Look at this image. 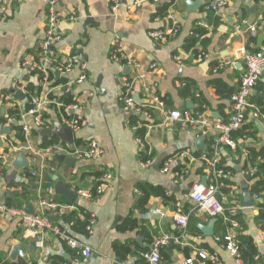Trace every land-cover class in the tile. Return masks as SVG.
Segmentation results:
<instances>
[{
  "label": "crops",
  "instance_id": "0c3cea01",
  "mask_svg": "<svg viewBox=\"0 0 264 264\" xmlns=\"http://www.w3.org/2000/svg\"><path fill=\"white\" fill-rule=\"evenodd\" d=\"M213 1L190 0L198 5L193 10L186 0H174L161 12L168 0L158 3L145 0L130 17L128 0H123L118 11L112 9L111 0H64L60 14L65 20L60 24L61 38L53 47L52 56L58 63L78 57L80 65L58 79L54 72L51 83L44 85L36 74L28 71L26 64L40 59L50 0H0L5 8L0 11V201L23 209L33 205L35 213H44L55 226L93 250L90 259L77 260L57 235L46 232L33 236L19 219L0 216V254L5 259L11 261L16 245L36 246L37 240L43 238L44 247L29 251L28 261L49 264L50 258L58 255L63 264H146L142 254L151 248L155 238L182 234L176 223L164 221L157 214L165 212L166 217L174 219L180 202L190 217L189 226L180 244L171 243L162 250L161 264H187L190 259L192 264H212L198 257L200 251L216 255L222 264H238L216 239L230 230L224 231L219 224L226 214L212 218L191 199L196 186L203 185V180L212 181L209 161L203 157L213 153L218 133L208 132L213 135L206 140L208 152L197 151L196 141L203 135L200 130L184 127L169 118L171 111L180 109L208 116L215 122L228 121L232 97L246 72L244 54L264 52V0H231L219 15L206 11L205 7ZM68 13L76 18L67 19ZM168 13L178 20L180 34L165 42H155L149 32L170 26ZM198 22L212 26L202 40L193 36ZM238 26L256 30L239 31ZM259 36L263 37L261 46ZM116 38L123 43L125 54L135 59L133 66L111 59ZM124 66L131 67L129 74L124 72ZM138 73L145 77L135 82L134 95L140 94L144 112L127 113L121 101L124 78ZM81 75L86 76L83 84L76 82ZM20 81L27 90L24 99L19 98L16 86ZM70 82L74 84L68 86ZM28 86L34 89L28 90ZM263 91L264 73L252 94L253 108L244 125L248 128L243 126L232 135L238 150L220 147L221 165L231 175L222 180L219 197L225 198V204L230 197L234 199L235 206L229 212L241 216L245 230L235 220L239 227L233 234L237 240L243 230L251 237L264 263V226L256 222L261 196L251 194L252 200L258 202L256 207H240L254 182L246 171L257 169L251 161L248 169H244L248 157L256 152L261 155L258 162L264 161V131L256 125L259 122L262 126L261 119L252 115L256 109L264 114V98L255 94ZM33 99L43 102L42 113L48 125L45 129L54 131L64 117L75 114L87 121L80 132H73L72 144L58 138L55 146L43 147L52 138L39 134L32 116L24 118ZM187 103L194 109H188ZM73 104H79L82 110L72 114L68 106ZM139 124L147 128L144 145L137 141L141 128L134 130ZM25 125L30 128L27 132ZM22 134L25 141H21ZM92 140L103 149L102 157L81 160L72 155L85 151ZM146 147L147 160L143 157ZM185 152L191 156L181 158ZM56 153L75 159V164L67 167L54 161ZM19 155H24L28 162L24 169L14 166ZM163 155L166 158L158 170L154 165ZM170 161V171L165 172ZM185 170H188L185 179H177L176 173ZM106 175H112V179L107 180ZM56 179L77 192L93 191L100 186L104 191L92 199L79 194L78 203L69 205L56 193ZM146 191H150V197L144 208L141 200ZM154 206L157 212L152 211ZM70 215L83 220L89 217V222L92 219V232L86 229V235L75 231L74 224L66 220ZM206 227H213L212 236L203 233L202 228Z\"/></svg>",
  "mask_w": 264,
  "mask_h": 264
},
{
  "label": "built area",
  "instance_id": "2783aa9c",
  "mask_svg": "<svg viewBox=\"0 0 264 264\" xmlns=\"http://www.w3.org/2000/svg\"><path fill=\"white\" fill-rule=\"evenodd\" d=\"M64 0H50L47 9L46 22H45V37L40 44V59L37 62L27 63L26 66L30 73H40L42 75L41 82L44 85L50 84L52 79V72L62 74H71L78 65H80V60L78 57H73L69 61L58 63L56 59L52 56V49L55 44L60 40L61 35L59 31L60 24L65 20L60 14V9L62 7ZM128 12L129 16L135 15L136 10L141 8L145 0H128ZM153 3H158L161 0H152ZM231 0H214L209 3L205 8L208 12H213L217 15L221 13L226 7L229 6ZM112 9L118 11L123 5V0H111ZM5 8L0 5V11H4ZM67 19L74 20L76 17L73 13L67 14ZM167 20L171 23L170 26L152 30L149 32V37L155 42H165L169 38L176 37L180 34L181 26L173 13H168ZM212 26L205 22L197 23V30L193 33V36L199 40L205 38V31H210ZM239 31H255V27H249L244 30L242 27L238 26ZM201 55L200 58H203ZM111 59L114 62L124 63L127 65H134L135 59L128 57L125 54L124 45L120 39L116 38L113 43V48L111 51ZM177 60H181L177 58ZM243 60L246 66V72L242 77L239 88L237 92L232 97V113L228 121H213L208 116H203L200 114H194L191 110H173L169 114L171 120L180 122L184 127H194L203 135H206L209 131H215L218 133L213 143V153L212 157H203V159L209 161L211 168L212 181L206 185H198L194 188L191 195V199L196 205V207L206 212L212 218H220L225 215V198H220V188L222 185V180L228 179L231 175L230 171H227L221 165L220 158V147L225 145L232 149L233 151L238 150V144L233 139L232 135L234 132L240 130L248 120L249 111L253 108L251 104V98L253 91L260 80V77L264 73V52H246L243 56ZM82 71V67L80 68ZM143 73H138V75L128 76L124 78L123 90L121 94V101L123 103V110L127 113L130 111H135L136 113L144 112L143 105H138L134 99V86L135 82L144 78ZM86 80L85 75H81L80 79L76 80L77 83L83 84ZM74 82H70L67 85L72 86ZM17 89L20 93L26 94L27 90L23 81L17 83ZM156 103L163 106V103L159 100H155ZM43 102L37 99L31 101V108L27 115L33 117L34 126L37 129L48 128L47 122L42 113ZM69 109L74 112H79L82 107L79 104H73L68 106ZM252 115L255 119H261L262 126L264 127V114L260 110H253ZM65 128L72 130L73 132H80L83 127L86 126L87 121L80 115L74 117H64L61 123ZM142 125H137L134 130L137 131ZM25 132L29 131L30 128L25 125ZM140 145H144V141L141 138H137ZM104 151L99 146V144L92 140L88 144V148L85 151H76L72 155L81 160H96L102 157ZM191 156L190 152H185L180 155L181 158ZM150 163V162H149ZM171 161L166 163L164 168L165 172L170 171ZM257 169L246 171L248 177H254ZM188 174V170L176 173V177L179 180L185 179ZM33 175H36L34 173ZM107 180L112 179V175L105 176ZM103 186L95 189V191H80L78 192L81 196L86 199L95 198L103 193ZM43 205H46L43 202ZM0 216L7 218L19 219L21 223L32 233L33 236L39 234H44L46 232L53 233L60 237L67 246L75 253L77 260H88L93 255V250L87 243H84L66 232L62 231L60 228L54 225L53 221L44 213L41 214H27L23 208L11 206L5 202L0 201ZM174 221L182 234H164L153 240L151 248L144 251L142 254L143 259L146 264H161L162 263V250L170 245L171 243L180 244L182 242L183 235L187 232L190 217L185 213L183 205L179 202L176 205V211L174 214ZM230 230L223 237H218L217 242L227 250L236 260L238 264H244L240 252V245L236 240L233 232L239 227L237 221L232 220L230 222ZM94 226V221L91 219L87 227L88 232H92ZM44 239L37 240L36 247H44ZM198 257L202 260L209 261L212 264H222L216 255L208 254L204 251L198 252ZM187 264H192L193 259L186 262ZM252 264H264L259 256H256L255 262Z\"/></svg>",
  "mask_w": 264,
  "mask_h": 264
},
{
  "label": "water",
  "instance_id": "95a60500",
  "mask_svg": "<svg viewBox=\"0 0 264 264\" xmlns=\"http://www.w3.org/2000/svg\"><path fill=\"white\" fill-rule=\"evenodd\" d=\"M188 3V6L190 8H192L193 10L195 8H197V4L196 3H192L190 2V0H186ZM259 46H261V42L263 40L262 36H259ZM131 71V67L130 66H124V72L126 74H129ZM57 79L60 78V73H56L55 74ZM256 95H258L261 98H264V91L262 93H255ZM20 99H24L25 96L24 94L20 93L19 95ZM134 99L136 101V103L138 105H144V101L142 100L140 94H135L134 95ZM187 108L188 109H194V107L190 104L187 103ZM72 114H74V111H71ZM132 114V113H131ZM256 125L259 127V129L261 131H264L263 127L261 126V124L259 122H256ZM200 135V132H198ZM39 134L41 136H45V137H49V138H59L60 140H62L63 142H67L69 144H72L73 139H74V134L73 131L65 128L62 124L59 123V126L56 127V129L54 131L52 130H48V129H40L39 130ZM212 134L208 133L206 135H200L196 141V150L197 151H202V152H208L209 150V145L206 144V140L207 139H211L212 138ZM165 155L159 157L154 165V167L156 169H160L164 160H165ZM54 161H57L61 164L65 163L67 165V167H72L75 164V159L67 157L66 155H63L61 153H56L55 157H54ZM14 166L18 169H24L28 166V162L26 160V157L24 155H19L15 162H14ZM207 181V180H206ZM205 180H203V185H206L207 182ZM56 184L57 187L55 189L56 193L60 194L61 196H63L65 198V202L69 205H73V204H77L78 200H79V193L75 190L72 189L68 186H66L64 183H62V181H60L59 179H56ZM9 197L12 196V193H8L7 194ZM258 205V202H255L252 200V196L251 193L247 192V194L245 195V199L242 203H240V207L241 208H254ZM25 212L27 214L33 215L35 214V209L33 207V205L29 204L25 207ZM158 208L156 206H154L152 208V211L157 212ZM159 217H161L164 221H168V222H173L175 223L174 219L171 218V220L169 219L170 217H166L165 212L162 213H157ZM202 231L205 235L207 236H212L213 235V227H206V228H202ZM142 239H139V242H141ZM36 250V246L35 245H26L23 243H20L18 245H16L12 252H11V261L12 262H18L19 259H23L25 261H28V252L29 251H34ZM63 256L65 257V255L63 254Z\"/></svg>",
  "mask_w": 264,
  "mask_h": 264
},
{
  "label": "trees",
  "instance_id": "16d2710c",
  "mask_svg": "<svg viewBox=\"0 0 264 264\" xmlns=\"http://www.w3.org/2000/svg\"><path fill=\"white\" fill-rule=\"evenodd\" d=\"M173 3H174V0H168V2L165 4V6H163L161 8V12L167 10L168 7L170 5H172ZM35 74L38 76L39 81H40L42 78V75L40 73H37V72H35ZM52 76H53V72H52ZM215 85H217V84H215ZM27 89L32 91L34 88H33V86H28ZM67 99L69 100V98H67ZM244 128H248V127L244 126ZM146 130H147L146 127L139 129L137 131V136H139L142 140H144ZM57 139L58 138H52L51 140L46 141V143L43 144V147L48 148L51 146H55V144H57V142H58ZM21 141H25V136L23 134L21 136ZM144 151L145 152L143 154V157H146V160H147L149 157L148 148L146 147V149H144ZM206 156L212 157V152H210V153L208 152V154ZM260 156H261L260 153H256V152H254L252 155H250L248 157V161H247L244 169L245 170L248 169V162L249 161H251V164H253V165L256 164V166H257V172L255 173L254 177H249L250 179H252L254 181L250 185V191H251V194L253 196H261V201L259 204L260 212L256 218V222L258 224H262L264 226V161L258 162L257 159ZM93 191H95V190H93ZM149 197H150V191H146V194L144 195V197H142V200H141V204L144 208L148 204ZM229 201L230 202L228 204H225L226 217L220 218L221 220L219 221V224H221L223 226L224 231H226L228 228H230V226H231L230 222L232 220H238V221H240L241 225L243 226V228L245 230V223L242 221L241 216L230 214L229 211L233 206H235V204L233 203L234 202L233 198L230 197ZM87 218H89V217H86V219L83 220L80 217H78L77 215H70L66 218V220H67V222L74 224L73 229L75 231L88 235V232L86 231V229L89 225V221ZM225 218H227V221L225 220ZM242 231L240 230L239 231L240 235L237 236V240H238L239 245H240V252H241L242 260H243L244 264H252L255 262L256 256H258L257 248H256V245L254 243V240L251 237L247 236L245 234V232L243 233ZM63 263H64V260L58 255L52 256L49 260V264H63ZM0 264H37V263L34 261H25V260H19L18 262H11V261L5 259L0 254Z\"/></svg>",
  "mask_w": 264,
  "mask_h": 264
}]
</instances>
